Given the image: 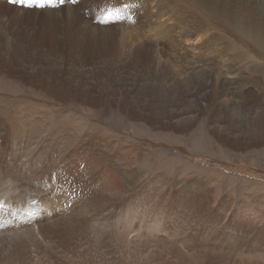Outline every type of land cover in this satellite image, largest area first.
Segmentation results:
<instances>
[{"label":"rangeland","instance_id":"1","mask_svg":"<svg viewBox=\"0 0 264 264\" xmlns=\"http://www.w3.org/2000/svg\"><path fill=\"white\" fill-rule=\"evenodd\" d=\"M239 1L225 4L240 24H259L257 4ZM140 3L93 0L78 12L90 29L0 10V121L31 134L58 128L73 154L96 147L119 172L105 193L96 175L78 180L90 210L118 192L116 234L97 230L86 210L85 235L66 221L48 241H1L0 264H264V59L235 48L219 23L225 10L218 27L183 35L184 20L158 19L155 2L151 14ZM156 23L167 28L159 37L149 32ZM99 172L114 181L106 165ZM110 211L101 207L100 218Z\"/></svg>","mask_w":264,"mask_h":264},{"label":"bare ground","instance_id":"2","mask_svg":"<svg viewBox=\"0 0 264 264\" xmlns=\"http://www.w3.org/2000/svg\"><path fill=\"white\" fill-rule=\"evenodd\" d=\"M0 1V10L5 12L6 14L4 16L8 18H10L8 14L14 18H19V21H24L23 18L25 17L27 19L39 20L38 17L41 15H44L43 18L45 20H58L56 17H65L69 20L70 26H75L74 28L87 27L90 29L88 24L82 25L78 12H80L79 10L81 8L84 9L85 6H90L93 0H78L76 4H71L69 0H64L65 3H61V0H24L23 4L20 0ZM44 1H46V4H44ZM230 1L232 0H218L214 3L210 2V0H143L144 4H140L146 13L151 14L149 9L153 6V2H155L157 4L156 14H158V19L159 17L163 19L167 14H173L172 17L177 22L179 21L178 23H184L182 22L184 20V24L189 27L188 30L183 31V35H197V33H200L199 28L203 26L205 28L217 26L218 19L225 10V13L227 11L229 17L226 26L225 17L219 23L226 28L224 29L229 34L236 36V40L233 39L237 43L235 48L239 45H247L250 48L252 47L258 50L257 52L264 59V0H252L251 4H257L259 9V24L255 23L249 27L240 24L243 18L237 14L236 10L228 9L225 3ZM239 2L249 3L247 0H240ZM207 5L213 6L212 11L216 8L217 13L211 12L210 10L212 8L210 10L208 8L206 9L208 7ZM15 6H19L18 9ZM46 8L54 10H47ZM139 15L142 14L140 13ZM169 18L171 17L169 16ZM157 23L155 29L149 31L150 27L147 31L154 32L159 37L167 28L163 24L157 25ZM143 30L145 31V27ZM202 33L205 34L206 32ZM186 37L189 38L190 36ZM158 39H156V43L160 45L161 42L159 41V43ZM172 45L174 44L172 43ZM230 45L233 46V43L231 42ZM10 122L9 120L0 121V152L7 151L9 157L6 162L0 157V236L6 235L5 233L7 235L9 234L7 238H0V242L15 241L16 238L19 241L25 238L27 241L34 242V244L40 243L39 239H41L40 241H48L52 237L55 238V228H58L66 221L71 224H80L81 229L77 231L78 236L85 235L87 232L84 230L86 210L93 213L91 217L97 230H103L105 228L110 234H116V220L112 218L114 210L110 211L109 207L115 209L118 192L112 196L107 193L108 196L105 198L100 199L99 197L101 203L94 205L90 210L89 207L87 208V192L82 191L85 190L84 188L79 190L81 183L78 180L83 179L86 174H89L91 177L96 175L94 184H97V192L100 188L103 190V193L109 189L113 191V186L117 184V181L119 182L118 170L101 159V155L98 153V151H101L96 147H88L86 144V147L82 149L85 152V156L80 153V149L76 150L77 154H73L72 141L69 142L70 136L66 134L61 135L58 128L54 129V131L47 128V131H44L46 126L42 125L39 128L37 127V133L31 134L32 130L28 128L31 131L27 132L28 130L25 126H22L23 124L21 122H15L17 126ZM15 147L19 148V150L15 151ZM24 149H28V151H23ZM22 152L26 154L22 155ZM87 153H90V155ZM20 156H24L25 160L21 159ZM60 162L61 164L59 165ZM78 163L83 168L77 169ZM105 165L109 168V174L114 177V181L111 183L106 181L102 175L100 176L99 167ZM56 167H58V173L51 177L52 169ZM69 179H71L70 182H77V184H71L73 186L69 185L65 182V180L67 181ZM67 185L71 189H68ZM68 191H74L72 196L75 195V197L73 199L68 195ZM77 192L82 194L79 199L77 198ZM101 207L110 211V214L112 213L109 219L107 218L105 220L104 217L107 226L103 222L104 220L100 218L102 213L100 212ZM36 231L38 232L36 233ZM18 232L21 235H17ZM115 238L116 235L113 238L114 242Z\"/></svg>","mask_w":264,"mask_h":264},{"label":"snow or ice","instance_id":"3","mask_svg":"<svg viewBox=\"0 0 264 264\" xmlns=\"http://www.w3.org/2000/svg\"><path fill=\"white\" fill-rule=\"evenodd\" d=\"M20 2L23 4L24 3V0H20Z\"/></svg>","mask_w":264,"mask_h":264}]
</instances>
